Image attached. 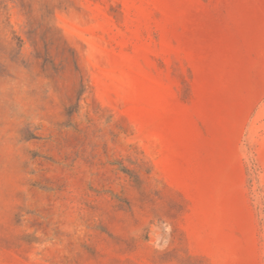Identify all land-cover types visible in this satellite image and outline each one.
<instances>
[{"label":"rangeland","instance_id":"obj_1","mask_svg":"<svg viewBox=\"0 0 264 264\" xmlns=\"http://www.w3.org/2000/svg\"><path fill=\"white\" fill-rule=\"evenodd\" d=\"M0 264H264V0H0Z\"/></svg>","mask_w":264,"mask_h":264}]
</instances>
